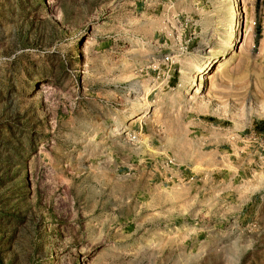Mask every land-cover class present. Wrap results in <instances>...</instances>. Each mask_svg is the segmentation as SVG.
<instances>
[{
    "label": "rangeland",
    "instance_id": "374dc122",
    "mask_svg": "<svg viewBox=\"0 0 264 264\" xmlns=\"http://www.w3.org/2000/svg\"><path fill=\"white\" fill-rule=\"evenodd\" d=\"M257 7L0 0V264H264Z\"/></svg>",
    "mask_w": 264,
    "mask_h": 264
},
{
    "label": "built area",
    "instance_id": "2783aa9c",
    "mask_svg": "<svg viewBox=\"0 0 264 264\" xmlns=\"http://www.w3.org/2000/svg\"><path fill=\"white\" fill-rule=\"evenodd\" d=\"M257 1V11L252 18V24L254 27L260 28L261 32H264V0Z\"/></svg>",
    "mask_w": 264,
    "mask_h": 264
},
{
    "label": "bare ground",
    "instance_id": "6f19581e",
    "mask_svg": "<svg viewBox=\"0 0 264 264\" xmlns=\"http://www.w3.org/2000/svg\"><path fill=\"white\" fill-rule=\"evenodd\" d=\"M235 2V1H234ZM235 4V3H234ZM249 24L247 23V21H246V28L243 30L242 29V31H241V41L243 42L242 43V47L246 44L247 45V43H246V41H247V39H248V35H249ZM233 46V45H232ZM224 60H219L218 61V63H217V67H216V73H220V72H222V70H223V68H224ZM205 74H200V75H198L199 77H200V79H204V78H212V76H210V77H206V76H204ZM145 114H142V116H144Z\"/></svg>",
    "mask_w": 264,
    "mask_h": 264
}]
</instances>
